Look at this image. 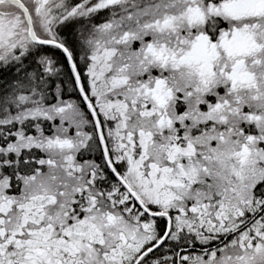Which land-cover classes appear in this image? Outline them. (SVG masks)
Here are the masks:
<instances>
[{
    "label": "snow or ice",
    "instance_id": "obj_1",
    "mask_svg": "<svg viewBox=\"0 0 264 264\" xmlns=\"http://www.w3.org/2000/svg\"><path fill=\"white\" fill-rule=\"evenodd\" d=\"M0 264H264V0H0Z\"/></svg>",
    "mask_w": 264,
    "mask_h": 264
}]
</instances>
